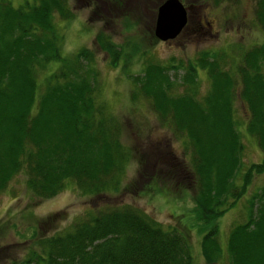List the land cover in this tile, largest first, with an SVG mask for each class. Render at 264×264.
I'll return each mask as SVG.
<instances>
[{
	"label": "trees",
	"instance_id": "trees-1",
	"mask_svg": "<svg viewBox=\"0 0 264 264\" xmlns=\"http://www.w3.org/2000/svg\"><path fill=\"white\" fill-rule=\"evenodd\" d=\"M67 2L23 0L16 7L0 0V190L19 172L39 199L54 196L67 181L88 194L120 182L127 150L119 140L118 120L97 99L95 58L85 47L58 55L53 16L69 19ZM253 18L262 41L234 56L228 69L221 51L208 50L186 63L145 61L139 74L129 75L130 101L145 99L160 122L185 140L193 216L206 229L198 244L206 263L223 254L227 264H264V156L244 170L238 185L233 183L241 149L235 98L244 105V132L264 155V0H255ZM96 37V47L114 67L123 59L122 49L105 35ZM53 60L56 66L37 90L36 69ZM168 69L181 70L179 82H172ZM197 69L209 83L201 94L194 81ZM156 170L174 173L169 166ZM258 175L259 186L245 200V219L230 225L221 249L216 219ZM189 245L181 231L124 204L73 219L59 233L40 238L39 252L29 250L9 264H191Z\"/></svg>",
	"mask_w": 264,
	"mask_h": 264
},
{
	"label": "rangeland",
	"instance_id": "rangeland-1",
	"mask_svg": "<svg viewBox=\"0 0 264 264\" xmlns=\"http://www.w3.org/2000/svg\"><path fill=\"white\" fill-rule=\"evenodd\" d=\"M8 1L16 7L23 2ZM162 1L68 0L71 17L59 20L53 16V25L60 36L57 44L60 58L82 47L92 52L93 65L98 71L97 99L104 102V107L119 122V140L127 150V161L118 185L103 193H83L67 181L54 196L39 199L28 192L23 174L17 173L0 190V264L19 261L29 250L39 252L40 238L59 233L73 219H80L91 210L124 204L143 211L162 227L176 228L185 234L190 244L191 264H227L223 254L213 263H206L200 256L198 244L206 229L193 216L194 188L186 175L189 157L183 147L185 140L172 127L160 122L145 99L130 101L129 75L139 74L145 61L164 65L172 60L186 63L198 52L208 50L221 51L225 62L222 66L228 69L234 56L262 41L263 33L253 18L255 0H179L187 7L186 25L177 37L165 42L157 41L152 34L155 9ZM98 34L109 37L112 45L122 49L123 59L119 58L114 67L107 53L96 47ZM56 64L53 60L36 69L37 90L43 83L42 77L52 72ZM167 73L172 75V82H179L181 70L168 69ZM195 74L197 93L201 94L209 86L207 75L201 69L195 70ZM232 103L241 144L233 181L238 185L244 170L264 155L253 137L243 130L244 105L236 98ZM157 166H169L174 173L165 174L162 170L157 174ZM261 176H255L244 194L217 217L216 238L221 249L230 225L245 219V200L259 186ZM61 221L68 225L62 226Z\"/></svg>",
	"mask_w": 264,
	"mask_h": 264
},
{
	"label": "water",
	"instance_id": "water-1",
	"mask_svg": "<svg viewBox=\"0 0 264 264\" xmlns=\"http://www.w3.org/2000/svg\"><path fill=\"white\" fill-rule=\"evenodd\" d=\"M186 9L179 0H163L155 9L152 34L157 41L175 38L186 25Z\"/></svg>",
	"mask_w": 264,
	"mask_h": 264
},
{
	"label": "clouds",
	"instance_id": "clouds-1",
	"mask_svg": "<svg viewBox=\"0 0 264 264\" xmlns=\"http://www.w3.org/2000/svg\"><path fill=\"white\" fill-rule=\"evenodd\" d=\"M60 223L62 226H67V222L61 221Z\"/></svg>",
	"mask_w": 264,
	"mask_h": 264
},
{
	"label": "flooded vegetation",
	"instance_id": "flooded-vegetation-1",
	"mask_svg": "<svg viewBox=\"0 0 264 264\" xmlns=\"http://www.w3.org/2000/svg\"><path fill=\"white\" fill-rule=\"evenodd\" d=\"M186 11H187V9H186ZM186 15L188 16L187 12H186ZM187 16H186V19H187ZM185 22H186V21H185ZM181 31H182V30H181ZM181 31H180V32H181ZM167 41H169V40H167Z\"/></svg>",
	"mask_w": 264,
	"mask_h": 264
}]
</instances>
